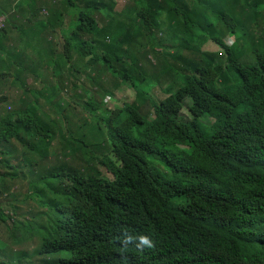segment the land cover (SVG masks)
Instances as JSON below:
<instances>
[{
	"label": "trees",
	"instance_id": "1",
	"mask_svg": "<svg viewBox=\"0 0 264 264\" xmlns=\"http://www.w3.org/2000/svg\"><path fill=\"white\" fill-rule=\"evenodd\" d=\"M0 18V82L23 103L0 116V198L29 180L36 206L21 219L0 205V264L1 242L28 253L16 244L35 234L48 235L40 255L68 254L52 264H264V46L254 64L243 55L264 43V0H0ZM125 85L135 100L98 117L97 92ZM72 88L92 95L55 101ZM83 108L101 137L71 132L87 128ZM46 187L63 201H43ZM139 235L152 247L127 240Z\"/></svg>",
	"mask_w": 264,
	"mask_h": 264
},
{
	"label": "rangeland",
	"instance_id": "2",
	"mask_svg": "<svg viewBox=\"0 0 264 264\" xmlns=\"http://www.w3.org/2000/svg\"><path fill=\"white\" fill-rule=\"evenodd\" d=\"M4 4H6V2ZM0 19L3 20V18H0ZM1 20H0V23H1ZM0 26H2V25L0 24ZM10 29H12V28H10ZM11 36L13 38L19 37V35H16V34L11 35ZM56 40H57L56 43H60L62 41V39L60 38V40H59L58 37H56ZM231 44H233L232 38L230 40V45ZM263 46H264V43L261 45H258L255 39H251L247 43H245L244 49H243V55L251 64H254L256 62V55H255L256 49L257 48L262 49ZM59 48L61 49L60 45H59ZM206 49L207 50H215L218 52L222 51V49L213 41H209L207 43ZM144 61L147 62L146 60H144ZM31 79H33V75L32 76L30 75V79H26V80H27V82H31ZM42 79L45 80V82H47V83H52V81H53V77L49 73L43 74ZM86 82H87V87L90 88L92 86V83L89 81H86ZM167 86H168L167 82L163 83V84L160 83L159 85H156L153 88L154 96L156 98H158L159 100L165 98L168 95V93L166 91ZM98 89H100V88H98ZM21 90H22L21 87L14 85V84H11L10 82H8V83L0 82V95H6L9 98L8 101H5V102L0 104V116L1 117H5L10 109H13V110L19 109L23 106V103H21L19 100L20 95H21ZM76 90H79V87L76 88ZM63 92H65V93L62 95V99H59L60 96H57V97L55 96L54 97L55 101L64 100L66 103H68L67 99L69 97L73 100L78 101V99H81V98L88 99L92 95V89L90 91L85 90V93L83 91L76 93L74 88H72V90L71 89H69V90L65 89V90H63ZM111 92L113 93V91H111ZM33 93H34V94H32L33 96L36 95V92H33ZM33 96L29 95L30 102H31L32 106L35 107L37 105V102L34 101L35 96L34 97ZM65 96H68V98L65 99ZM96 97L99 100L104 101L103 102L104 104L99 105L100 113L97 114L98 117L101 116V118H102L105 114L106 108H108V107L114 108V106H116V107L120 106L121 105L120 101H126V102L134 101L135 97H136V89L130 85H125L121 89H119L118 91H115L112 95L111 94L105 95L103 93L97 92ZM189 102H191V99L188 98L187 102H186V107L183 111V115L185 118H191L192 117V115L190 114V112L188 110ZM39 104L41 106V110L45 109L44 113H47L49 115L52 114V116H47V117H49V118L53 117V115L55 113L51 108L52 106L48 105V102H46L42 98H40ZM57 116L60 117L62 128H63V130H65L64 129V123L62 121V117H61L60 113H57ZM81 116H83V118L85 117L86 119L89 120L88 124H87V128L85 129V131H77L76 129L73 128L71 132L74 134H77V133L87 134L86 135L87 137L92 136V134H95L97 137H101V134L97 133V132H99L98 129L97 130L95 128L93 129L94 124H96L97 120H98V117H96L95 113H92V112L90 113L88 110H85L83 108ZM101 118L99 119V123H100V121H102ZM202 121L208 122V117H203ZM72 133L67 136L69 139H70ZM60 147L61 146L58 147V140H56L54 146L52 143V146L50 148H51L52 152L55 153ZM13 148H16V150H17L16 156L18 157V159L20 161L22 159L21 153L25 149H22L15 142L13 143ZM59 153H60L61 158H64L67 160H69L71 158L70 152L64 153V151L61 150ZM33 154L34 153H32V152H30V154H28V156H29V158H31V160L36 158L33 156ZM14 162H16V160H14ZM18 162H16L15 164H17ZM75 164L79 165L80 163H75ZM59 166L57 168H59ZM57 168L54 171H57L58 170ZM0 171L5 172V170H3L1 168H0ZM102 173L105 176L112 177L111 174L107 173V170L105 168H102ZM10 184H11L13 189H16V191H15L16 193H14L13 197L5 198V199L0 198V205H2V208L6 209V210L8 209V206H11V205L20 206L21 210L18 211L17 217L20 215L21 219L25 218L26 216L28 218L29 215L27 214V212L30 211L32 207H36L32 201H28V204L23 202V200L25 198L24 195L27 193V191L29 189V180H23L22 182L20 181V182H15V183L10 182ZM45 191L49 193V198L45 197L43 201L53 200V201H56L58 203L63 201V199L60 196L49 192L47 190V187L45 188ZM13 199L14 200L19 199L21 201H14ZM48 207L49 206H47L46 208H48ZM55 218H57L56 215L54 216V219ZM48 223H52V221H50L48 219ZM6 230H7V228L5 225H0V235L7 236L8 233ZM38 233L41 234V231H38ZM46 236H48V235H45V234H43V235L42 234L41 235H39V234L38 235L37 234L29 235L26 237L27 243H25L24 246L16 244L17 250L20 251V250H22V248L25 250L27 249V250H29L28 253H26V252L15 253L14 250L12 249V246L10 243H6V242L2 243L1 242L2 250L6 251L5 252L6 256L4 258L5 262H3V260H1V261L4 264H52L53 260L61 259V257L68 255L67 253L57 254V255L56 254L40 255L39 253H37V250L41 247V245L43 243V238Z\"/></svg>",
	"mask_w": 264,
	"mask_h": 264
},
{
	"label": "clouds",
	"instance_id": "3",
	"mask_svg": "<svg viewBox=\"0 0 264 264\" xmlns=\"http://www.w3.org/2000/svg\"><path fill=\"white\" fill-rule=\"evenodd\" d=\"M127 240L129 242H131L133 240H138L139 244L137 245V247H140V248H142L143 246L152 247V241L146 235H139V236L135 237V239H133V237H131V236H127Z\"/></svg>",
	"mask_w": 264,
	"mask_h": 264
}]
</instances>
